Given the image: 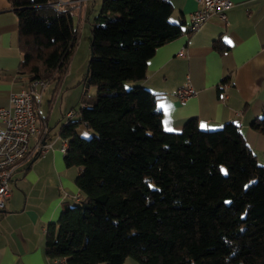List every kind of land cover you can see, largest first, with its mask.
<instances>
[{
  "label": "trees",
  "instance_id": "16d2710c",
  "mask_svg": "<svg viewBox=\"0 0 264 264\" xmlns=\"http://www.w3.org/2000/svg\"><path fill=\"white\" fill-rule=\"evenodd\" d=\"M7 1L18 19V74L59 83L78 38L71 10H57V0ZM172 11L168 0L100 1L78 118L58 129L65 166L80 168V198L64 201L47 225L50 259L264 264V163L239 127L203 130L190 118L165 131L156 95L130 86L146 77L155 50L181 34ZM219 42L213 48L224 52ZM81 124L88 137L78 134ZM251 128L264 136V109Z\"/></svg>",
  "mask_w": 264,
  "mask_h": 264
},
{
  "label": "crops",
  "instance_id": "0c3cea01",
  "mask_svg": "<svg viewBox=\"0 0 264 264\" xmlns=\"http://www.w3.org/2000/svg\"><path fill=\"white\" fill-rule=\"evenodd\" d=\"M100 1L85 0L80 7L74 0L69 4L77 34L79 29L83 32L84 21L90 28ZM168 1L173 6L170 21H183L181 34L155 50L147 61L146 77L130 86H142L156 95L165 131L179 132L190 118L203 130L235 123L258 163L263 164L264 136L251 123L264 109V0H231L226 21L212 16L194 32L188 27L190 14L197 8L194 0ZM217 40L227 45L224 52L213 48ZM180 49L183 56L177 54ZM21 60L17 16L7 0H0V107H8L10 95L28 87L26 76L17 72ZM84 76L70 79L66 71L59 83L49 81L34 88L37 139L47 148L39 153L32 139L27 157L12 176L10 195L0 211V264H51L45 253L47 225L57 222L64 201L75 202L79 195L75 178L80 168L65 166L58 129L67 111H74L71 120L78 118ZM187 77L196 95L180 105L173 91ZM224 78L226 82H222ZM77 132L82 137L90 135L82 124ZM122 264L138 263L126 258Z\"/></svg>",
  "mask_w": 264,
  "mask_h": 264
},
{
  "label": "built area",
  "instance_id": "2783aa9c",
  "mask_svg": "<svg viewBox=\"0 0 264 264\" xmlns=\"http://www.w3.org/2000/svg\"><path fill=\"white\" fill-rule=\"evenodd\" d=\"M85 0H74L77 7ZM73 2L57 0L53 6L57 10H67L69 4ZM197 8L190 14L189 32L196 31L210 17L215 16L222 21H226V11L231 8V0H194ZM184 55L183 49L177 53ZM45 81L34 80L28 83V87H23L9 97V106L0 107V211L5 208V203L10 195V183L13 174L19 164L27 157L29 153L30 141H36V147L39 153H43L47 144H40L37 137L40 130L37 125L38 107L34 101V88L39 85L43 87ZM223 88L227 83H221ZM173 95L178 99L180 105L196 95V90L190 84L187 77L185 83L173 91ZM74 111L66 112L63 123L67 124L73 117ZM67 146L66 140H63L61 151L65 152ZM76 196V201L79 200ZM64 258L51 259V264H64Z\"/></svg>",
  "mask_w": 264,
  "mask_h": 264
},
{
  "label": "rangeland",
  "instance_id": "374dc122",
  "mask_svg": "<svg viewBox=\"0 0 264 264\" xmlns=\"http://www.w3.org/2000/svg\"><path fill=\"white\" fill-rule=\"evenodd\" d=\"M94 8H96V11L92 15L90 19V23L92 22L93 16L96 15L99 11V3H97V6H95ZM74 16H75L74 18L76 19L77 17L76 14H74ZM83 23H84L82 24L83 32L81 33L80 29L78 28L79 29L78 40L75 48L72 50L69 57L67 72L70 74V79L72 78L73 75H75V77H79V79L82 78V76L85 74L86 67L90 58L91 33L89 29V22L84 21ZM80 34H81V39H80ZM79 84L82 86L81 82ZM14 189L16 188L14 187Z\"/></svg>",
  "mask_w": 264,
  "mask_h": 264
},
{
  "label": "water",
  "instance_id": "95a60500",
  "mask_svg": "<svg viewBox=\"0 0 264 264\" xmlns=\"http://www.w3.org/2000/svg\"><path fill=\"white\" fill-rule=\"evenodd\" d=\"M88 71H89V68H88V64H87L86 71H85V75L88 74ZM43 144H45V143L43 142Z\"/></svg>",
  "mask_w": 264,
  "mask_h": 264
}]
</instances>
